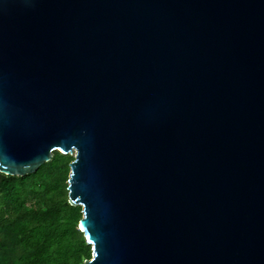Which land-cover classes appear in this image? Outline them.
I'll return each instance as SVG.
<instances>
[{
	"label": "water",
	"instance_id": "95a60500",
	"mask_svg": "<svg viewBox=\"0 0 264 264\" xmlns=\"http://www.w3.org/2000/svg\"><path fill=\"white\" fill-rule=\"evenodd\" d=\"M54 150L82 264H264V0H0V172Z\"/></svg>",
	"mask_w": 264,
	"mask_h": 264
},
{
	"label": "trees",
	"instance_id": "16d2710c",
	"mask_svg": "<svg viewBox=\"0 0 264 264\" xmlns=\"http://www.w3.org/2000/svg\"><path fill=\"white\" fill-rule=\"evenodd\" d=\"M73 153L24 175L0 172V264H82L91 244L79 228L82 206L68 199Z\"/></svg>",
	"mask_w": 264,
	"mask_h": 264
}]
</instances>
